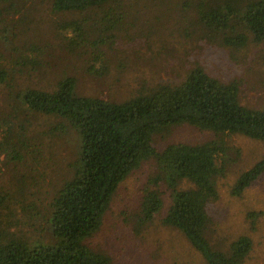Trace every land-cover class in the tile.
I'll return each mask as SVG.
<instances>
[{"label": "trees", "instance_id": "16d2710c", "mask_svg": "<svg viewBox=\"0 0 264 264\" xmlns=\"http://www.w3.org/2000/svg\"><path fill=\"white\" fill-rule=\"evenodd\" d=\"M131 0H54L57 12L79 18L65 23L71 30L68 47L86 50L94 65L88 72L105 70L104 49L115 44L116 33L133 14L123 7ZM195 24L208 37L241 47L264 43V0H184ZM14 0H0V15L16 10ZM30 51L39 52L32 46ZM0 68V83L7 80ZM238 85L223 83L201 68L191 69L176 86H142L123 102H111L75 93V79L65 76L50 89L27 88L16 95L21 111L55 117L48 133L71 139L75 149L69 164L71 177L45 212L47 240H31L11 231V222L0 221V264H112L111 258L89 248L86 241L98 232L118 186L144 162L153 160L154 173L140 189L133 229L140 233L164 207L160 186L170 195L163 225L179 231L205 264H242L252 248L248 237H239L224 252L211 246L206 236L207 207L219 199L215 185L224 176L231 157L226 138L241 135L264 143V110L240 103ZM0 163L22 162L27 148L24 129L0 120ZM187 125L213 134L198 145L170 144L161 151L154 137ZM74 137V138H73ZM2 158V159H1ZM264 174V157L236 180L232 195L239 196ZM189 188H180L181 184ZM19 193L23 189L17 187ZM13 194L0 191V218ZM12 204V205H11Z\"/></svg>", "mask_w": 264, "mask_h": 264}, {"label": "rangeland", "instance_id": "374dc122", "mask_svg": "<svg viewBox=\"0 0 264 264\" xmlns=\"http://www.w3.org/2000/svg\"><path fill=\"white\" fill-rule=\"evenodd\" d=\"M14 1L16 10L0 15V68L8 74L0 83V120L23 128L31 147L22 162L1 158L0 191L13 194L9 200L18 204L7 208L0 221L7 226L10 221L16 235L47 240L45 212L70 179L69 164L75 157L71 139L48 133L58 121L55 117L21 111L16 99L19 91L50 89L60 78L70 76L77 95L119 103L142 86L179 85L191 69L199 67L223 83L235 82L242 105L264 110V43L234 47L216 35L208 37L195 24L184 0L126 2L123 7L131 10L127 19L136 14L116 33L115 44L104 49L102 73L87 71L94 64L86 50L68 47L71 30L62 26L78 15L57 12L54 0ZM32 46L40 51H30ZM212 139L211 132L181 125L154 137V145L161 151L170 144L198 145ZM226 143L231 157L237 159L229 161L224 176L215 181L219 199L207 207L206 236L211 246L224 252L239 237H248L252 248L242 264H264V174L239 196L232 195L238 177L264 157V143L241 135L226 138ZM154 171L153 160L144 162L118 186L100 229L86 244L108 255L112 264H205L179 231L161 222L170 204L164 185L160 186L161 213L140 233L133 229L140 189Z\"/></svg>", "mask_w": 264, "mask_h": 264}]
</instances>
